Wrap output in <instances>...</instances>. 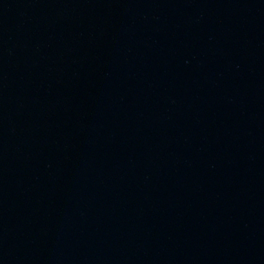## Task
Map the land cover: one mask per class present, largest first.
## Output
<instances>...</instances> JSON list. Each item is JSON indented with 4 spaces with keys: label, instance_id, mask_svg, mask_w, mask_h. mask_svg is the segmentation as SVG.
<instances>
[{
    "label": "water",
    "instance_id": "95a60500",
    "mask_svg": "<svg viewBox=\"0 0 264 264\" xmlns=\"http://www.w3.org/2000/svg\"><path fill=\"white\" fill-rule=\"evenodd\" d=\"M0 264H264V0H0Z\"/></svg>",
    "mask_w": 264,
    "mask_h": 264
}]
</instances>
